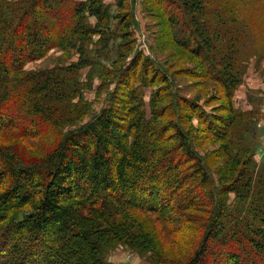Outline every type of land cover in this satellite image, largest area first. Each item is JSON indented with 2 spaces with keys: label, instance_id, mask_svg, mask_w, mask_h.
<instances>
[{
  "label": "trees",
  "instance_id": "trees-1",
  "mask_svg": "<svg viewBox=\"0 0 264 264\" xmlns=\"http://www.w3.org/2000/svg\"><path fill=\"white\" fill-rule=\"evenodd\" d=\"M104 1L0 0V264H112L119 245L151 264H264V164L252 114L233 105L253 31L220 0H156L177 44L226 90L229 119L185 103L223 141L217 166L195 148L182 109L161 104L170 79L149 77L155 60L142 53L131 68L162 84L152 117L122 70L128 100L116 92L83 122L92 111L80 72L98 34L87 18L105 20ZM57 48L82 53L78 64L25 70ZM45 136L33 154L28 140Z\"/></svg>",
  "mask_w": 264,
  "mask_h": 264
},
{
  "label": "rangeland",
  "instance_id": "rangeland-1",
  "mask_svg": "<svg viewBox=\"0 0 264 264\" xmlns=\"http://www.w3.org/2000/svg\"><path fill=\"white\" fill-rule=\"evenodd\" d=\"M220 1L237 14L240 20L247 23L255 35H250V49L245 60L248 61L241 76V85L233 96V105L239 112L252 114L257 145L254 154L261 165L264 164V0ZM104 3L109 8V16L105 20L99 22L95 18H87V24L96 29L98 34L89 38L86 43L89 65L80 72L82 82L87 85L84 100L92 111L83 122L90 121L91 116L98 115L103 109L107 110L116 92L127 101L126 92L135 88L142 92L147 116L152 117V98L160 93L158 87L162 84L159 80L157 85L150 82L144 84L141 78L143 70L131 68V62L142 53L155 60L152 64L155 71L150 67L149 77L156 73L170 79L168 87L162 88L161 104L171 108V101H174V104H177L174 106L183 111L184 129L191 131L189 133L197 151L201 155L207 153L212 158H217L216 150L221 148L223 141L216 138L211 129L210 132L213 133L205 131L209 127L206 121L204 122V117L199 116L201 112H191V108H187L185 103L188 106L189 103L196 102L204 112L229 119L226 90L221 84L211 80L212 77L202 68L199 58L177 44V31L168 22L160 2L158 4L156 0H123V5H120L118 0H105ZM81 56L82 53L80 55L76 49L61 51L57 48L51 50L43 59L26 65L25 70L31 72L58 66L68 67L78 64ZM122 70L123 73L128 70L132 84L129 90L128 87L116 83ZM123 79L122 77L121 82ZM170 114L161 117V122L173 120ZM49 141V136H45L36 140L30 139L28 143L32 146L31 152L36 154L40 147H48ZM9 142L11 139H7L6 143ZM174 163L171 159L169 165ZM214 164L224 165L225 158H217ZM147 227L151 229L150 225ZM107 259L112 264H151L149 254L141 255L122 245L109 252Z\"/></svg>",
  "mask_w": 264,
  "mask_h": 264
}]
</instances>
